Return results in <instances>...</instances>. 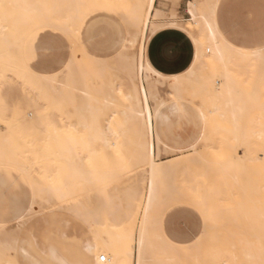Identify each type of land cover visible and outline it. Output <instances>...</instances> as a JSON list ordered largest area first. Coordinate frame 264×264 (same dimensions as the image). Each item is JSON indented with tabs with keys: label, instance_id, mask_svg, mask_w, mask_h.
<instances>
[{
	"label": "bare ground",
	"instance_id": "6f19581e",
	"mask_svg": "<svg viewBox=\"0 0 264 264\" xmlns=\"http://www.w3.org/2000/svg\"><path fill=\"white\" fill-rule=\"evenodd\" d=\"M112 1L114 4L120 0ZM157 1L123 0L129 4L128 7L117 10L115 6L107 7L96 0L93 2L95 9L90 2V5L87 4V0H0V33L7 44V51L0 53V84L3 83L7 71L18 75L23 73L24 78L26 77L24 73H28L29 77L32 76L39 82L37 89L42 99L52 103L51 108L60 111L71 107L74 111L71 119L67 117L73 127L72 137L61 138L56 144L61 152L60 156L67 162L68 176L63 179L61 175H58L56 179L48 177L49 180H47L49 182L51 179L50 184L59 183L53 188L55 198L65 201L75 194L77 187L85 180L94 182L96 179L94 172L91 178L84 177L77 162L80 155L78 150L88 153L90 158L96 155L100 158L107 150L119 151V148L126 149L131 145L132 149L130 151L126 149V153L122 154L124 159L126 158L124 168L126 170L145 168L141 175L127 187L128 209L123 215L113 209L111 198L106 197L102 191L98 193L95 207L86 206L77 200L70 208L74 216L88 224L94 233V238L86 241L83 247L84 254L92 255L93 264H173V261L201 264V248H204L201 246L202 242H205L203 239L211 234L217 224L222 226L223 223H220L222 220H225V224L234 226L240 217H244L242 221H245V224L247 222L246 228L252 226L251 236L249 229H244L248 235L252 239L253 236L254 239H259V241L255 240L257 242H251L247 235L250 243L247 239L243 243L246 246L243 249L244 256L252 261L251 264H264V120L262 119L264 115H262L264 111V49L244 50L228 39L221 31L219 24L220 0L188 1V12L192 18L191 23L188 24L175 19L174 12L167 10L165 0H159L158 6ZM100 9L120 14L127 28L124 51L121 50V54L118 52L120 55L118 54L115 67H106L102 62L105 60L100 61L85 54L82 63L72 57L63 76L60 78L57 76L54 80L38 77L29 71L22 56L24 45L27 44L26 41L33 31L52 27L54 30L60 29L65 33H73L92 11ZM166 29L181 31L191 39L194 45L191 65L178 75H165L157 71L148 58V45L151 39ZM130 48L136 49V53L128 55L126 51ZM247 80H249V86L245 87L244 83ZM96 82L100 83L99 87H95ZM53 83L56 85L53 86ZM164 92L174 102L183 101L184 95L189 93L191 102L195 99L201 102L198 112L212 114L221 112L222 116H230V124L233 126V129H230L232 135L230 138L221 137L220 140L230 139V142L234 141L231 142L232 144L246 145L247 153H244L246 157L244 158L250 160L249 164L253 169L261 165L260 177H257L259 174H255L256 170H254L252 174H249L250 180L247 178L248 182L251 181L250 185L244 184L242 175L247 168L245 169L243 165L244 160L240 162L242 158L238 161L232 160L234 156V154L231 155L234 152L232 145L230 161L222 162L218 168H211L208 172L210 175L221 174L226 190L224 194L216 193V191L210 194L208 190L203 191L204 188L201 189L197 183H189L185 187L178 186L177 165L180 161L159 163L155 160L156 151L159 156L162 148L165 153H176L163 142L160 133V126L170 119L165 111L167 101L162 96ZM117 95H120L126 104L115 107L117 109L114 108L111 116H108L107 111L116 104ZM119 108H121L120 112ZM173 109L177 112L181 110L177 103ZM45 123L55 124L54 122ZM28 124L34 128L30 129L31 131L19 132V137L11 132L10 137H0V146L3 148L0 152V163L18 162L20 153L6 154L5 151L7 145H11L16 139L21 143L27 141L32 148L31 153L41 152L36 149L39 148L40 142L37 137L29 139L21 134L23 132L38 133L40 123L32 121ZM197 141L198 139L193 141L189 148H197L195 144ZM258 149L261 154L258 153ZM40 154L43 155L42 152ZM198 157L200 158V153L195 152L194 159L190 163L198 164ZM86 160L87 164L88 160ZM122 171H108L107 180L110 182L119 180ZM41 178L43 177L39 179ZM205 179L208 180V177L206 176ZM32 187L35 191L34 206L38 197L36 192L38 188L32 186L31 182ZM84 189L83 184L82 190ZM215 196L220 197L225 209H212L210 200H213ZM230 203H234L237 207L235 208L236 216L230 217ZM180 205L194 208L205 220V230L191 245H177L171 242L163 232V220L166 214L172 207ZM242 214L243 216H240ZM248 221L251 222L248 223ZM252 222L258 225L255 223L257 226H254ZM251 223L253 225L250 226ZM24 224L21 223L11 231L0 230V264H17L15 259L8 262L5 259V253L19 249L20 233ZM225 224L223 226L229 227ZM110 227H114L116 234H111ZM102 228H105V237L101 234ZM243 228L241 226V232L246 234ZM230 230L227 228L222 230L224 232L217 236L218 239L215 237L218 240L216 242L222 243V240H226V243L230 240L227 245L234 244V242L231 243V238L232 240L234 237L240 238L242 234ZM60 237L66 238V234L63 233ZM233 246H230L232 254ZM20 249L27 253L25 248ZM41 253L58 264H69L67 257L60 254L53 245L42 246ZM215 254L210 259L214 260L213 263L239 264L234 254H231V260L222 255L221 249L218 255ZM101 257H105L104 263L100 261Z\"/></svg>",
	"mask_w": 264,
	"mask_h": 264
},
{
	"label": "rangeland",
	"instance_id": "374dc122",
	"mask_svg": "<svg viewBox=\"0 0 264 264\" xmlns=\"http://www.w3.org/2000/svg\"><path fill=\"white\" fill-rule=\"evenodd\" d=\"M96 1L103 3L105 6L107 5V7L115 6L117 10H121L123 7H128L129 5L126 2H123V0L114 4L112 3V0ZM165 1L167 3V10L174 12L177 21H180L183 24L191 23L190 19L192 18L189 15L187 4L193 0ZM89 2L92 4V8L95 9L96 6L93 3L94 0H87V4H89ZM159 3L160 1L158 0L157 6ZM218 17L221 31L235 46L248 51L264 49V0H220ZM121 18V15L118 13L106 9H100L92 11L81 25L78 26L77 30L73 32L74 34L72 32L65 33L60 29L54 30L52 27L39 28L29 35L26 41L27 44L24 45L25 49L23 48L22 56L23 61L30 72L38 77H46L52 80L56 79L57 76H59V78L63 76L72 57H75L78 62L82 63L85 54L89 57L99 59L100 61L105 60L102 62L106 67H115L114 64H116V59L122 51H124V40L127 37V28L124 20ZM4 45L7 46L5 40ZM191 48H193V44L191 45ZM126 52L128 55H133L136 53V49L130 48ZM18 65H20V63H18ZM22 74L18 75L17 73L7 71L3 83L0 84V93L2 94L0 95V137H10V132L19 137V132L26 130L31 131L30 129L34 128L28 123L39 121L40 125L38 133L33 134L31 132H23L21 134L29 139L34 136L37 137L40 142L38 144L39 148L36 149L41 151L44 156L40 154L41 152L37 154L31 153L32 148H30V144H27V141L21 143L16 139L14 143L7 145V149L5 150L6 154H13L15 152L20 154L17 163L9 164L8 162H3V164L6 165L0 163V230L5 229V231H11L16 229L21 223H25V226L20 233V241L22 238L26 237L28 231L34 230L40 238H47L49 241L58 245L60 248L56 246L53 247L56 248L60 254L67 252L70 255V258L77 264H93V258H89L86 262L84 261V258L78 254L77 250H75V245L73 243L69 246L67 245V240L71 237H75L80 240V250L83 253V247L86 241H89L90 238H94V233L91 227L80 218L75 217L70 211V208L77 200L86 204V206L95 207L98 193L102 191L106 197L111 198L113 209L118 210V213L123 215L128 209L127 187H129L131 182L141 175L145 168L134 170H126L124 168L126 158L124 159L122 154L126 153V149L130 151L132 149L131 145L126 149L119 148V151L116 149L107 150L105 155H102L100 158L99 155L90 158L91 156H89L88 153H82L81 150H78L80 151V155L77 162L84 177L91 178V174L94 172L96 173L94 174L96 179L94 178V182L85 180V183L83 182L77 187L75 194L73 196L71 195L65 201L55 198L53 196V188L58 186L59 183L52 181L54 184H50L51 179L49 181L50 183L47 180H49L48 177L56 179L58 175H61L60 177L63 179L68 176L67 162L62 156H60L61 152L56 144L61 138L72 137L73 127L68 122L67 117L71 119L74 111L71 107L55 111L51 108L52 103L50 101L42 99L37 89L39 83L37 79L32 76L29 77L28 73H24V76H26L24 78ZM55 85L56 84L53 83V86ZM99 85L100 83H95V87H99ZM244 86H249V80L244 83ZM118 96L120 95L116 96V104L110 111H107L108 116H111L115 107L126 104L122 97ZM162 96L167 101L165 111L170 116V119L160 126L161 138L163 142L168 144L171 150L176 151V153H165L164 148H162L163 150L160 151L159 156L156 151L155 160L159 163L165 161L168 163L180 161L177 165L179 168L176 181L178 186L185 187L189 183H197L201 186V189L204 188L203 191L208 190V193L210 194H214L215 191L216 193L224 194L226 190L224 188L225 184L222 180L221 174L210 175L208 172L211 168H218L219 164L230 159L229 154L232 152L230 150L232 145L234 146V152L231 154H234L232 160L235 159L238 161L242 158L240 161L241 163L244 160L243 165L245 166V169L247 168L248 170L246 169L244 171L245 174L243 173V175H241L244 178V184L249 186V183L251 182L247 181V178L250 180L249 174H252L254 170H256L255 174H259L262 171L261 165L255 169L252 168L249 164L250 160L245 159L246 157L244 153H247V149L246 145L243 146V143L242 145L241 143L232 144L234 141H231V143L230 139H228V141L220 140L221 137L230 138L232 135L230 134V129H233V126L230 124V116H222L221 112L213 114L198 112V106L201 102L199 99H195V101L191 102L189 93L184 95V99L181 102H174L165 92L162 93ZM175 103L181 108L179 112L173 109ZM120 110L121 108L118 109L119 112ZM263 114L264 111L262 112V115ZM119 117L121 116L119 115ZM106 118L107 116L104 117L103 120L105 121ZM262 119L264 120V115ZM45 122H54L55 124L50 125ZM197 139L198 141L195 142V144L198 147L189 148V146L192 145V142ZM1 149L3 148L0 146V152H2ZM195 152L200 153V158L198 157L197 159L199 162L198 164L190 163V161L194 159L193 156ZM258 153L261 154L259 149ZM226 154L228 155L226 156ZM226 157H228V159ZM221 158L222 160H220ZM86 159L88 160V165L85 163ZM20 169H24L25 171H21ZM117 170H123L119 180L112 181L113 183L108 181L107 179L109 175H107V172H115ZM260 174L257 177H260ZM41 176L43 178L39 179ZM206 176L208 177V180L205 179ZM211 176L213 178H209ZM250 176L252 177L253 175ZM252 178L251 180L253 182ZM31 182L32 186H35L38 189L44 190L48 187L50 188L44 191L37 189L36 192H38L39 198H36L34 206L33 195L35 196V191L33 190L34 187L31 188ZM83 184L85 187L84 190H82ZM239 192L241 193L240 190ZM214 198L213 200H210L212 209H225L220 197L215 196ZM235 208L237 209L235 204L230 203V217L236 216L237 213ZM175 209H182L191 212V217L194 219L192 222L201 226V234L203 233L205 230V220L198 211L189 206H175L172 207L170 211ZM240 216H243V214ZM240 218H238V221L235 222L234 226H229V223L225 224V220H222L220 223L229 227H225L222 224H220L222 226H219V224H217L213 228L211 234L208 235L209 237L207 236V238L203 239L205 242H202L201 246L204 247L201 248V264L213 263L214 260L211 261L210 259H212L213 254L217 253L218 255L220 249L222 255L227 259L230 258L231 260V256L234 254L237 257L239 264L252 263V261L244 256L243 249L246 246L243 243L246 239L249 243V240H251V242L259 241L258 238L254 239V236L253 239L250 237L251 233H253L250 229L252 227L251 225L254 224L255 226L256 224L258 225V223L252 222L253 224H250L251 227L246 228V225H248L247 222L245 224V221H242V218L244 217H242V225ZM250 222L251 221H248V223ZM241 226L242 228L245 226L243 228L244 232L246 231L244 229H249L250 236L247 231L246 234L241 232ZM220 227L222 228L220 229ZM226 228L231 229L230 231H236V233H240V235L242 234L240 237L241 239L239 237L235 238L234 236H232L234 237L233 240L231 238V243L234 242V244H231L234 245V251H232L233 254L230 250L231 245H227V243H230V240H227L228 242L226 243V240H222V243L216 242L218 239L217 236L223 233L224 231L222 232V230H225ZM236 229H238V231ZM109 230L111 234H116L114 227H110ZM257 232L258 231L256 230V234ZM63 233L66 234V238L60 237ZM259 233L261 232L259 231ZM101 234L105 237V228H102ZM257 235L259 236L260 234ZM215 237H217V239ZM237 239L241 242L240 245H238L239 242ZM61 248H63L65 252ZM85 255L92 257L90 253H86L84 254L86 259H88V257ZM213 258H215V256ZM5 259L8 262L15 259L17 264H26L19 253V249L15 252L11 250L6 251ZM216 259L215 261H217ZM189 262L190 261H173L172 263L195 264L194 262ZM214 263L218 264L217 262Z\"/></svg>",
	"mask_w": 264,
	"mask_h": 264
},
{
	"label": "crops",
	"instance_id": "0c3cea01",
	"mask_svg": "<svg viewBox=\"0 0 264 264\" xmlns=\"http://www.w3.org/2000/svg\"><path fill=\"white\" fill-rule=\"evenodd\" d=\"M192 44L191 39L177 29L163 30L156 34L148 45L149 61L157 71L165 75L181 74L192 63L194 57V45L193 48H191ZM161 46L165 47L169 53L165 59H160L157 56V52ZM6 51L7 46L4 45V40L0 33V53ZM190 213L191 212L182 209H175L166 214L163 220V232L171 242L186 246L193 244L200 237L199 235L201 234L202 228L197 223L192 222L194 219L191 217ZM71 243L75 245V250L84 258L85 262L89 260V258H92L87 255L85 256H87L88 259L84 257V254L80 250L81 244L79 239L71 237L67 240V245L69 246ZM52 245L59 247L47 238H40L37 232L32 230L28 231L26 237L21 239L19 243V253L26 264H58L56 261L41 253L42 246L48 247ZM22 247L26 249L27 253L22 252L20 249ZM61 249L63 250V248ZM64 255L67 257L69 264H77L70 258L67 252H65Z\"/></svg>",
	"mask_w": 264,
	"mask_h": 264
},
{
	"label": "snow or ice",
	"instance_id": "6c2138e0",
	"mask_svg": "<svg viewBox=\"0 0 264 264\" xmlns=\"http://www.w3.org/2000/svg\"><path fill=\"white\" fill-rule=\"evenodd\" d=\"M168 50L165 48V47H163V46H161V48L158 50V52H157V56L160 58V59H165V58H167V56H168Z\"/></svg>",
	"mask_w": 264,
	"mask_h": 264
},
{
	"label": "built area",
	"instance_id": "2783aa9c",
	"mask_svg": "<svg viewBox=\"0 0 264 264\" xmlns=\"http://www.w3.org/2000/svg\"><path fill=\"white\" fill-rule=\"evenodd\" d=\"M102 263L105 262V257H101V260H100Z\"/></svg>",
	"mask_w": 264,
	"mask_h": 264
}]
</instances>
